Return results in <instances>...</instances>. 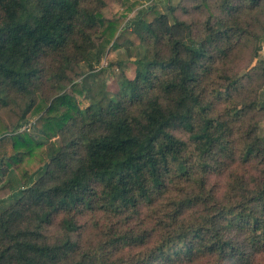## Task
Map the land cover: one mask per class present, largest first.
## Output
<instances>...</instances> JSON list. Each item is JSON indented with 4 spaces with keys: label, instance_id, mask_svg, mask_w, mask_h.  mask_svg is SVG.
Returning a JSON list of instances; mask_svg holds the SVG:
<instances>
[{
    "label": "trees",
    "instance_id": "16d2710c",
    "mask_svg": "<svg viewBox=\"0 0 264 264\" xmlns=\"http://www.w3.org/2000/svg\"><path fill=\"white\" fill-rule=\"evenodd\" d=\"M121 2L124 13L106 18L91 0H0V104L10 91L28 98L22 124L0 119V179L16 170L21 182L0 210V264H264V128L251 119L264 100H240L244 78L224 93L211 82L248 36L263 66L264 0H220L218 17L199 0L201 36L158 6L129 20L142 3ZM126 42L147 53L115 99L93 66L71 92L39 99L46 78L69 79L70 55L87 60L91 43L99 62ZM87 211L106 216L95 245L71 236ZM60 215L66 234L52 242L44 229Z\"/></svg>",
    "mask_w": 264,
    "mask_h": 264
},
{
    "label": "rangeland",
    "instance_id": "374dc122",
    "mask_svg": "<svg viewBox=\"0 0 264 264\" xmlns=\"http://www.w3.org/2000/svg\"><path fill=\"white\" fill-rule=\"evenodd\" d=\"M121 1L122 0H91L90 4L92 8L101 11L106 18H117L124 13V6ZM135 1L137 0H131V2ZM139 1H141L142 5L139 9L129 14V20L134 18L137 12L141 9H146L150 6H158L170 17L171 21L176 18L178 20L194 23L195 34L201 36L200 34L202 33L203 23L205 22L208 13L204 8L195 7L200 4L199 0H197V2H194L193 0ZM91 6L89 7L91 8ZM222 7L220 0H210V8L217 17L224 15ZM251 15L256 18V11H252V13L248 11L242 13L241 18L251 20ZM262 24H264V19L259 24L255 23V30H257V33L261 31ZM255 30L253 31L255 32ZM255 39V36L246 37L240 46L229 56L227 62L223 63L220 61L217 64V72L211 79V82L214 83L213 86L215 87V90L224 93V87H226L229 82L228 78H237L238 80L244 78L243 84L245 88L242 92V98L240 99L243 103H249L250 99L255 98L264 100V72L261 70L264 64L262 66L255 60L257 51V39ZM93 40L95 46L99 47V40L95 37H93ZM87 47V60L85 59L81 61V58L77 59L70 55V61H67L68 69L66 70V73L69 76L68 80H61L60 82L59 80H56V82L52 79L47 80V78L44 80V86L41 88L39 99L44 98L50 102L55 96L59 95L60 90L64 88L68 92H71L70 87L73 82H80L81 79H83V77H78L77 75H87L91 66H93L96 71L102 72L99 76L98 82H104L106 92L109 93L111 98L115 99L122 89V83L124 80L135 78L138 68L137 62L139 59L145 58L147 53L146 47L141 45L132 46L130 43L126 42L117 50L110 48L107 53L101 55L100 61L97 62L98 48L95 47V49H91V43H89ZM73 49L74 48H71V52ZM257 56L259 62L264 63V50H260ZM63 60V57L57 58L51 56L48 60L46 59V62L49 65L60 66ZM60 61L61 63L59 64L58 62ZM48 75H51L49 69ZM57 85L59 86L57 87ZM75 97L82 109H85L90 105L89 100L86 99L84 95L81 96L75 94ZM1 98L4 99L7 104H0V119L12 130L15 126L24 122V120H22V113L25 109V103L28 101V98L18 96L14 91L8 92L7 95H3ZM218 108L219 111L221 110L222 112L228 111L226 109V104L223 102L218 105ZM234 111L235 108L232 113H234ZM251 114L252 122L260 121L259 134L262 136V129L264 128V112L257 108L252 110ZM27 120H32L30 115H27ZM25 128H22V130ZM28 130L32 134H35L36 132L32 127L28 128ZM175 134L178 137L189 141V136L185 132L176 131ZM61 141L62 139L59 138L57 143H60ZM43 171L34 177V181L40 178ZM19 178L17 171L13 170L9 172L7 176L0 179V210L12 205L20 196L21 182ZM63 218V215L57 216L53 222L44 229V234H46L52 242L64 238L66 234L60 227ZM79 220L82 224L80 235L71 234L72 238H79L80 240H83V242L89 244L92 242L94 245L99 243L102 236V228L105 226L101 225L99 221L105 222L106 216L103 214L94 216V213L87 211L84 215L79 217Z\"/></svg>",
    "mask_w": 264,
    "mask_h": 264
},
{
    "label": "crops",
    "instance_id": "0c3cea01",
    "mask_svg": "<svg viewBox=\"0 0 264 264\" xmlns=\"http://www.w3.org/2000/svg\"><path fill=\"white\" fill-rule=\"evenodd\" d=\"M263 50H264V46H263Z\"/></svg>",
    "mask_w": 264,
    "mask_h": 264
}]
</instances>
